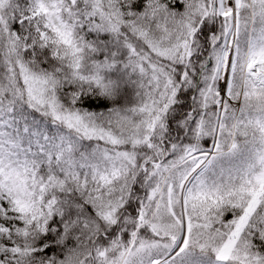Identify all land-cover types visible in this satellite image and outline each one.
I'll use <instances>...</instances> for the list:
<instances>
[{
    "label": "snow or ice",
    "instance_id": "snow-or-ice-1",
    "mask_svg": "<svg viewBox=\"0 0 264 264\" xmlns=\"http://www.w3.org/2000/svg\"><path fill=\"white\" fill-rule=\"evenodd\" d=\"M0 264H264V0H0Z\"/></svg>",
    "mask_w": 264,
    "mask_h": 264
}]
</instances>
